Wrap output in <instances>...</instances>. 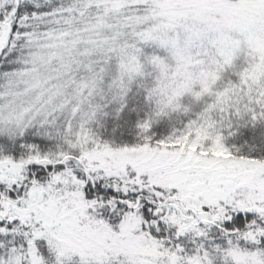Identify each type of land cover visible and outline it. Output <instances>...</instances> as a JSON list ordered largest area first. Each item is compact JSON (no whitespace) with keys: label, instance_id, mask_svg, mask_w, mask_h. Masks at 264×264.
<instances>
[{"label":"snow or ice","instance_id":"6c2138e0","mask_svg":"<svg viewBox=\"0 0 264 264\" xmlns=\"http://www.w3.org/2000/svg\"><path fill=\"white\" fill-rule=\"evenodd\" d=\"M0 64V264H264V156L224 132L264 119V0H0ZM136 81L138 139H102ZM186 94L201 109L156 138ZM161 221L224 244L170 248Z\"/></svg>","mask_w":264,"mask_h":264},{"label":"trees","instance_id":"16d2710c","mask_svg":"<svg viewBox=\"0 0 264 264\" xmlns=\"http://www.w3.org/2000/svg\"><path fill=\"white\" fill-rule=\"evenodd\" d=\"M143 51L151 53L154 51V46H144ZM241 62V59H237L235 64L239 66ZM0 70H7V65L0 64ZM229 80L235 82L237 76L231 69H226L221 75V80L217 82V86H222ZM146 81L150 82V78H146ZM102 103L104 104L103 112L98 114L97 121L93 122L92 127L102 139L116 145L135 142L138 139L137 123L150 116L153 109V105L146 99L145 89L139 81L133 82L129 86L122 101L111 100L109 96ZM181 103L191 110L187 114L174 112L170 116L155 120L151 125V131L156 138L167 136L174 128L181 127L183 122L194 116L195 112H198L202 107L201 102H195L187 94L181 99ZM230 120V127L224 129L226 145L235 146L244 154L264 156V119L258 118L253 121L245 116L243 118L230 117ZM158 226L161 227L159 232L154 233L156 238L163 240L164 244L170 248L179 244L188 254H193L198 245H203L204 248L211 250L213 245L224 244V237L215 226L209 228L207 232L212 242L207 240L208 235L207 237H198L189 232L177 236L175 226L164 224L162 221L158 222ZM3 251L4 249H0V252ZM43 255L50 260L54 259L49 254L46 245L43 248ZM78 259L77 256H74L68 264H73V261H78ZM216 263L219 264V261L217 260Z\"/></svg>","mask_w":264,"mask_h":264},{"label":"clouds","instance_id":"9594fccd","mask_svg":"<svg viewBox=\"0 0 264 264\" xmlns=\"http://www.w3.org/2000/svg\"><path fill=\"white\" fill-rule=\"evenodd\" d=\"M115 94V93H114ZM101 243H103V241H101ZM105 247H107V248H111V245H105ZM131 246H129V248H130ZM121 250H125V249H121ZM137 250H139V251H143V249H137ZM150 255L153 257V258H155V256L157 255L156 253H150Z\"/></svg>","mask_w":264,"mask_h":264},{"label":"rangeland","instance_id":"374dc122","mask_svg":"<svg viewBox=\"0 0 264 264\" xmlns=\"http://www.w3.org/2000/svg\"><path fill=\"white\" fill-rule=\"evenodd\" d=\"M207 235H208V234H207ZM208 236H209V238H208L207 240H209V241L212 242L210 235H208ZM210 251H211V250H210ZM216 264H217V263H216Z\"/></svg>","mask_w":264,"mask_h":264}]
</instances>
